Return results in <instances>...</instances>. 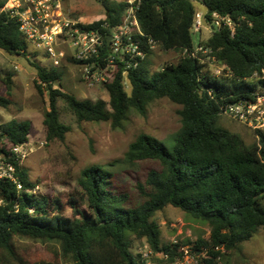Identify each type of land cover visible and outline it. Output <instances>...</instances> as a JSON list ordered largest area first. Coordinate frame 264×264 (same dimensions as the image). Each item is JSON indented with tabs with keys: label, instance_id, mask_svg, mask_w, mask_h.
I'll use <instances>...</instances> for the list:
<instances>
[{
	"label": "trees",
	"instance_id": "16d2710c",
	"mask_svg": "<svg viewBox=\"0 0 264 264\" xmlns=\"http://www.w3.org/2000/svg\"><path fill=\"white\" fill-rule=\"evenodd\" d=\"M96 1L104 14L80 19L83 25L112 27L120 22L122 0ZM5 2L0 1V9ZM195 2L205 8L204 24L210 25L212 14H217L229 18L232 28L221 22L202 41L200 33L191 31ZM137 19L146 38L162 51L181 53L200 45L229 75L215 76L186 55L151 71L153 51L146 47L145 59L128 71L129 92L119 69L103 86L108 102L90 101L64 92L60 71L29 61L36 72V90L48 98L43 115L48 143L63 142L69 131L59 119L58 101L78 123L109 122L116 129L130 110L144 117L153 101L167 98L180 106V128L172 150L144 133L134 138L121 163L134 167L150 161L159 168L149 170L129 189L114 187L113 172L103 166L84 168L78 187L86 210L72 201L73 215L64 217L57 200L35 191L12 152L27 142L30 123L11 120L0 125V156L14 168V180L0 179V251L14 257L12 239L18 237L56 243L60 255L72 264H147L131 251L136 240L155 253H166L168 260L161 262L167 264L179 256L182 243H163L153 216L172 206L208 227V238L189 242L190 250L201 254V264H218L264 229V129L255 130L256 141L248 145L238 134L216 126L227 105L253 103L258 95L264 96V0H141ZM30 45L16 20L1 11L0 50L26 57ZM0 79L6 87L0 107L7 108L12 103V74Z\"/></svg>",
	"mask_w": 264,
	"mask_h": 264
},
{
	"label": "rangeland",
	"instance_id": "374dc122",
	"mask_svg": "<svg viewBox=\"0 0 264 264\" xmlns=\"http://www.w3.org/2000/svg\"><path fill=\"white\" fill-rule=\"evenodd\" d=\"M7 1V0H0ZM65 13L71 18L91 20L103 15L101 6L96 0H62ZM196 10L204 13V6L195 2ZM210 35L209 27L201 29V40ZM150 57L151 71L161 69L165 64L174 63L181 56L180 52L162 51L155 46ZM204 68L215 76L217 67L206 55H201ZM39 62L48 68L61 72L60 87L64 92L74 95L79 100H103L108 102V93L103 86L88 87L80 78L79 67L64 61L61 66L53 67L43 50L30 45L29 54L10 55L0 50V78L7 72L12 74V103L7 108L0 107V125L11 120L28 121L30 131L27 142L18 147L16 154L19 165L27 172L29 180L35 184V191L51 199L57 200L59 212L64 217H72L70 203L76 202L82 210L86 206L78 187L80 172L89 166H103L113 172V185L119 189H129L138 180H142L151 169H158V164L150 161L128 167L121 163L129 144L134 138L144 133L161 141L168 150L175 145V133L180 128L178 115L179 105L167 98L153 101L147 107L146 115L140 116L130 110L120 128L113 129L109 122H81L58 101L60 121L69 127L63 142H46L43 115L48 110V98L44 92L40 94L35 88L36 72L30 62ZM255 83V79H250ZM59 88V83L54 84ZM125 89L129 92L128 85ZM6 93V87L0 79V95ZM264 110V104L260 106ZM264 121V117H263ZM218 128L238 134L246 144L256 141L255 130L245 124L221 114ZM264 129V127L262 128ZM0 156V167L4 166ZM264 207V202H263ZM153 220L161 230V240L165 244L173 241L189 245L197 237L207 239L209 229L200 221L187 218L180 210L167 206L156 212ZM145 246L144 241L133 240V254ZM14 257L0 251V264H72L60 255L59 247L54 242H42L26 238L12 239ZM147 264H165L158 257L146 260ZM218 264H264V229L247 242L243 243L240 252L228 253Z\"/></svg>",
	"mask_w": 264,
	"mask_h": 264
},
{
	"label": "built area",
	"instance_id": "2783aa9c",
	"mask_svg": "<svg viewBox=\"0 0 264 264\" xmlns=\"http://www.w3.org/2000/svg\"><path fill=\"white\" fill-rule=\"evenodd\" d=\"M125 9L118 24L108 27L102 23L97 27H86L80 19L69 17L62 0H7L1 11H7L18 24L22 35L37 49L43 50L53 67H59L67 59L79 67L81 81L88 87L104 86L120 69L122 79L127 85V74L130 69L137 68L146 57L147 47L153 50L156 44L141 31L137 12L141 0H122ZM211 24H204L203 13L196 10L191 26L193 33H200L203 27L212 30L218 28L221 22L232 28L229 18L212 14ZM146 39V40H144ZM198 59L206 55L217 67V73L229 75V72L215 59L209 56V50L198 45L192 50H184L181 56ZM44 87L45 84L41 83ZM264 96L258 95L253 103H234L227 105L223 115L241 122L246 126L260 130L264 127ZM18 147L12 148L17 154ZM17 159V158H16ZM14 168L10 164L0 167V179L13 178ZM173 241L171 245H177ZM191 245H179V256L167 264H201V254L192 253ZM141 259L148 260L158 257L167 261L168 255L163 252H153L147 244L138 252Z\"/></svg>",
	"mask_w": 264,
	"mask_h": 264
}]
</instances>
